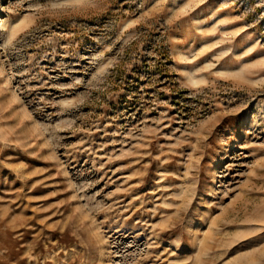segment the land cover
I'll list each match as a JSON object with an SVG mask.
<instances>
[{
	"label": "rangeland",
	"instance_id": "obj_1",
	"mask_svg": "<svg viewBox=\"0 0 264 264\" xmlns=\"http://www.w3.org/2000/svg\"><path fill=\"white\" fill-rule=\"evenodd\" d=\"M0 264H264V0H0Z\"/></svg>",
	"mask_w": 264,
	"mask_h": 264
}]
</instances>
